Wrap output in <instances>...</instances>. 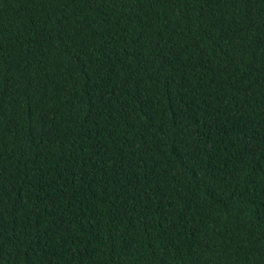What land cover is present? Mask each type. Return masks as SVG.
<instances>
[{"label": "trees", "instance_id": "trees-1", "mask_svg": "<svg viewBox=\"0 0 264 264\" xmlns=\"http://www.w3.org/2000/svg\"><path fill=\"white\" fill-rule=\"evenodd\" d=\"M0 264H264V0H0Z\"/></svg>", "mask_w": 264, "mask_h": 264}]
</instances>
